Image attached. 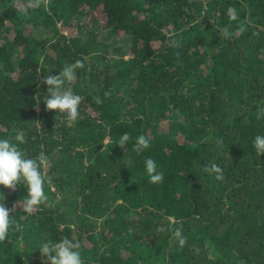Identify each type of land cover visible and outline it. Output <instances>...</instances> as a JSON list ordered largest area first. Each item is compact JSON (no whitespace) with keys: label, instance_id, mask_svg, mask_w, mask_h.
<instances>
[{"label":"trees","instance_id":"trees-1","mask_svg":"<svg viewBox=\"0 0 264 264\" xmlns=\"http://www.w3.org/2000/svg\"><path fill=\"white\" fill-rule=\"evenodd\" d=\"M26 2L0 0V139L20 134L27 157L47 155L53 206L26 214V188L0 186L21 225L0 264H43L41 244L64 237L85 264H264V155L253 147L264 0H49L25 14ZM77 60L66 87L83 102L70 122L46 110L42 80ZM141 134L150 147L138 154ZM149 157L163 182H149ZM212 163L223 180L203 171Z\"/></svg>","mask_w":264,"mask_h":264},{"label":"clouds","instance_id":"clouds-1","mask_svg":"<svg viewBox=\"0 0 264 264\" xmlns=\"http://www.w3.org/2000/svg\"><path fill=\"white\" fill-rule=\"evenodd\" d=\"M49 0H27L26 4L19 10L23 13H27L29 8H32L38 4L47 5ZM229 14L232 20L237 19V13L235 9H229ZM245 29L239 28L242 33ZM225 38H231L232 33L228 27L222 30ZM170 38L171 47H179L180 44L177 40L172 39L175 36L174 32L168 33ZM84 62L77 60L71 65L65 66L58 75H47L43 78L42 83L47 85V93L44 95L43 103L46 106L47 111H54L65 114L66 119L70 122H75L80 117V106L83 102V98L74 94L70 85L76 80V70L83 68ZM109 93H105V96ZM36 105L37 110L39 108V99ZM103 101L98 97L96 103H102ZM264 117V108L259 110L257 119ZM127 133L123 134L117 145L121 148L129 140ZM13 142L10 139H0V186L15 192L19 186L23 185L26 188V197L23 201L22 210L26 214H32L38 210L40 206L52 207V203L49 201L48 195L44 191L45 183L51 185L52 178L46 177L42 172L43 168H46L49 164L47 155L41 152L38 157L30 158L25 155L23 150L19 147L20 143L24 142L22 135L18 134ZM150 147V138L141 134L136 138L134 145V151L138 154ZM253 147L256 153L261 156L264 155V135H256L253 140ZM145 168L149 178V182L152 184H158L163 182L164 175L162 171L157 170L156 162L152 158L145 160ZM203 171L208 174H215L217 180H223V169L212 163L209 166H205ZM2 199H0V243L6 241L9 235V231L12 229L19 230L21 225L17 223L12 213L16 211L18 201L12 206L11 209L7 208L4 204V195L0 193ZM169 220H173L169 217ZM172 235L178 242V245L183 248L187 244V237L183 235L182 225L171 228ZM81 244L74 242L68 237L62 238L58 242L46 241L41 244L39 251L42 258H44L43 264H85L80 252ZM198 251V249H196Z\"/></svg>","mask_w":264,"mask_h":264},{"label":"built area","instance_id":"built-area-1","mask_svg":"<svg viewBox=\"0 0 264 264\" xmlns=\"http://www.w3.org/2000/svg\"><path fill=\"white\" fill-rule=\"evenodd\" d=\"M263 59H264V48H263Z\"/></svg>","mask_w":264,"mask_h":264}]
</instances>
